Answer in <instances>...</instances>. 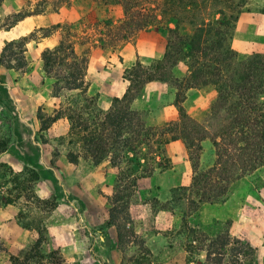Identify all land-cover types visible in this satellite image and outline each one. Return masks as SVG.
<instances>
[{
  "label": "trees",
  "instance_id": "trees-1",
  "mask_svg": "<svg viewBox=\"0 0 264 264\" xmlns=\"http://www.w3.org/2000/svg\"><path fill=\"white\" fill-rule=\"evenodd\" d=\"M72 0H55L54 11ZM99 6H120L123 18L110 26L103 34L107 45L131 39L137 32L153 27L166 38V50L162 59L143 65L138 59L124 71L128 81L121 97L112 98L107 110L97 106L95 95L87 92L88 49L76 50L78 42L71 25L57 23L39 28L41 36H48L60 29V38L52 48L41 52L42 70L52 80V95L62 96L63 91H74L71 98L60 104L59 109L48 116L37 109L40 131L56 119L65 116L70 122L69 143L78 145L79 151H69L68 160L77 163L81 157L97 165L108 161L117 169L113 192L109 198L107 226H115L117 244L125 253L130 244L137 246L130 258L131 264H151V252L145 241L133 229L126 226L130 204L136 199V185L140 178L153 174L158 168H168L170 160L165 145L175 139L186 144L193 167L191 183L172 190V199L160 204L153 200V211L178 208L185 217L199 208L202 203H215L225 199L229 185L235 179L264 165V53H252L239 58L231 48V38L239 13L234 12L236 0H91ZM235 1V3H234ZM45 8H34L20 14L14 21L28 13H41ZM264 12V9L262 10ZM13 21V22H14ZM24 36L7 41L0 53V65L5 68L21 69L27 65L25 45L30 37ZM103 33V32H100ZM185 62L189 74L177 79L172 68ZM159 80L176 89L175 105L179 111V122L160 126L147 125L145 112L132 107L133 100L141 93L144 85ZM211 84L216 90L209 113L202 122L191 120L182 107L186 91L191 87ZM3 95V97H1ZM12 104L5 86L0 80V102ZM210 138L216 153L215 165L199 169L200 141ZM9 143V136L0 138V153ZM49 176L57 187L56 178L49 172L25 166L15 171L6 163H0V190L5 193L1 204L18 202L25 198L17 218L19 224L36 233L30 249L23 256H11L9 264H31L41 262L38 254L47 241L46 215L58 204L56 194L38 197L33 190L41 176ZM11 184L6 190L1 188ZM180 203V204H179ZM36 208L40 216L30 217L26 210ZM224 230L212 235L201 229L189 227L183 221L186 232L187 250L190 254L205 251L206 264H242L247 258L258 264L256 249L247 242ZM137 252V253H136ZM136 253V254H135ZM51 259L65 264L59 249L49 252Z\"/></svg>",
  "mask_w": 264,
  "mask_h": 264
},
{
  "label": "crops",
  "instance_id": "crops-1",
  "mask_svg": "<svg viewBox=\"0 0 264 264\" xmlns=\"http://www.w3.org/2000/svg\"><path fill=\"white\" fill-rule=\"evenodd\" d=\"M27 1L0 0V53L7 41L29 36L39 28L63 23V7L57 11L45 9L41 13H28L13 23L3 22L9 13L32 10L34 4L27 6ZM251 5L239 13L230 42L231 48L243 58L252 53H264V0H252ZM108 8L111 26L120 23L123 18L121 7ZM60 32L58 28L48 36L30 37L25 45V67L15 69L0 65V79L6 84L15 103V113L7 124L9 143L0 153V163L8 164L15 171L27 166L48 174L51 172L57 185L65 191L64 197L57 200V207L44 220L47 239L60 250L65 263L68 257L64 252L72 251L81 252L84 259L98 264H121L123 253L117 244L116 228L105 225L108 210L103 209L100 213L102 203L113 192L117 169L108 161L94 165L80 157L77 163L70 162L68 152H78L79 147L69 143L68 118L62 116L40 131V121L36 116L38 108L52 116L63 103L62 96L52 95V80L42 70L41 58L44 49L57 44ZM100 36L104 35L94 34L87 45L77 43L76 50L81 52L88 49L87 92L96 96L99 108L107 110L112 98L121 97L126 91L128 81L124 78V71L137 59L143 65L162 59L166 38L155 28L141 30L131 39L114 45L105 44L106 39H100ZM78 45L82 49L77 48ZM172 74L179 80L186 78L189 74L187 64L179 62L172 68ZM175 95L176 89L172 85L159 80L149 81L133 100L132 107L145 112V121L150 126L179 122ZM215 97L216 90L211 84L191 87L186 91L182 107L191 120L202 122ZM3 110V103L0 102V115ZM199 143V169L213 167L216 153L211 139L206 137ZM165 152L170 166L158 168L152 175L138 179L136 199L129 207L143 208V214L135 213V217L132 216L134 222L131 223L151 252V264H206L204 250L193 254L187 250L188 239L182 231L184 220L189 227L201 229L210 235L214 233L207 231V228L228 221L229 234L255 247L257 261L264 263V165L232 181L224 200L202 203L197 211L183 220L180 209L175 207L172 211L159 209L154 212L151 204L152 200L170 204L172 190L187 186L192 180L189 150L182 139L168 142ZM69 186L72 196L67 191ZM97 188L105 191V195L97 198ZM33 190L38 197L46 198L55 194V184L49 176H41ZM21 208L20 201L2 205L0 200V264H9L10 257L17 256L37 236L35 231L19 224L17 215ZM68 209L70 214L61 217L60 211ZM72 260V264H85L75 262L79 259L74 256Z\"/></svg>",
  "mask_w": 264,
  "mask_h": 264
},
{
  "label": "rangeland",
  "instance_id": "rangeland-1",
  "mask_svg": "<svg viewBox=\"0 0 264 264\" xmlns=\"http://www.w3.org/2000/svg\"><path fill=\"white\" fill-rule=\"evenodd\" d=\"M236 2H238V3H237V6H235V8L233 10L234 12H236L237 10H245V9L250 8L252 6L251 5L252 0H236ZM53 3H55V0H35L33 2H31V0H28L27 6H29L30 4H32V5L34 4L32 9H34V8H37V9L38 8H45L48 10H53L55 7ZM234 3H235V1H234ZM62 7H63L62 12H63V16H64L63 23H65L67 25L70 24L72 29L74 30V32L76 34L77 41L78 42L85 41L86 45L88 43H90V39L93 40L94 34L99 36L100 32H103L101 34L107 33V30L110 29V26L112 24L111 19L108 17L109 8L106 6H99L91 0H72L71 4L69 6L64 5ZM25 11H29V10L28 9L21 10V11H19V13L22 14ZM14 18H15V13H9L8 15H6L3 18V22L4 23H13ZM153 28H155V27H153ZM39 35H40V32H38V31H35L33 33V37H38ZM102 37L105 40V38H104L105 36H100V39H102ZM77 48L82 49V47L79 45L77 46ZM239 58H243V57L239 56ZM2 83H3V81H2ZM3 86H5L7 93L9 95L6 84L3 83ZM74 93L75 92H73V91H63L61 98L64 101L67 98H71ZM1 97H3V95H1ZM9 97L13 101V99L11 98L10 95H9ZM1 103H3L4 110H3V113L0 115V138L8 135V125L7 124L10 122V116H13L15 113L14 112L15 108H14V110L11 109L12 104L7 103L4 100H2ZM14 105H15V103H14ZM10 186H11V184L8 183L6 186L2 187L1 189L6 190ZM67 191L69 192L68 193L69 196H72L73 193H72L71 186H69L67 188ZM64 192L65 191L63 190V188L60 185H57V187L55 188V194L57 195L58 199H61L62 197H64ZM95 195H96V197L101 196V195H105V191L101 190L100 188H97V192ZM3 196H5V193L0 190V200L3 198ZM110 196H108L107 200H104V203H102L104 205L102 207V210H100V213H101V211L103 212V209H105L106 211L108 210ZM19 201L21 203V207H23L24 202H25V198H21ZM152 202H153V200H152ZM152 202H151V204L153 205ZM58 204H59V202H58ZM98 204H101V203H98ZM25 212H26V214L28 213L30 217H34V218L40 216V214H41L40 211L36 208L30 209V211L26 210ZM60 212H61L60 213L61 217H67L70 214V209L65 210V211L62 210ZM135 213L136 214L137 213L143 214V208L140 206H135V207L132 206L131 209H129L128 221L134 222L133 218L135 217ZM132 216H134V217L132 218ZM141 218H143V217H141ZM132 225H133V223H131V224L127 223L126 226L132 227ZM224 226H225L224 223L223 224L222 223L213 224L209 228H207V231H209L210 233H217L219 231L222 232L224 230ZM183 233L186 237V232H183ZM184 235H182L183 238H185ZM31 245L23 247L16 255L21 257L24 254H26L27 252H29L30 250H31L32 254L36 253L33 249H30ZM129 246H130V249L128 251H126V253H125L124 264H131V262L127 261L126 259L130 258L131 254L134 251H137V246H135L133 244H130ZM55 249L56 248L53 244V241L49 240V238H48L47 241L42 245L40 251L38 250V254L42 256L41 262L40 263L39 262L33 263V261H31V264H59V260L51 259L49 257V252L52 250H55ZM64 255L66 257H68V261L65 264H72V261H73L72 256L79 259V260H74L75 262L81 261V262H84L85 264H98V262H96V261H91V260L89 261L87 259H84L83 254L81 252H79V253L74 252L73 253L72 251H69V252H64ZM103 264H104V262H103ZM242 264H251V261L246 258ZM258 264H264V263L259 262V260H258Z\"/></svg>",
  "mask_w": 264,
  "mask_h": 264
}]
</instances>
